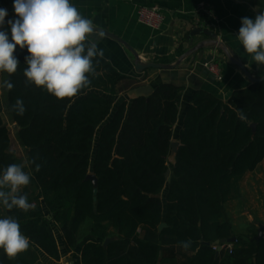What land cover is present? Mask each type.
I'll return each mask as SVG.
<instances>
[{
  "label": "trees",
  "instance_id": "1",
  "mask_svg": "<svg viewBox=\"0 0 264 264\" xmlns=\"http://www.w3.org/2000/svg\"><path fill=\"white\" fill-rule=\"evenodd\" d=\"M28 55L17 46V71L2 73L6 109L18 126L31 175L18 194L35 208L7 209L0 202V218L18 220L29 239L28 249L15 257L0 249V264H63V254L72 255L80 244V264H264V236L254 238L256 226L234 231L225 209L239 196L242 177L264 158V80L234 90L231 104L194 90L180 145L169 161L183 86L160 83L129 104L121 99L112 114L113 96L140 85L141 78L96 57L90 85L60 100L26 83ZM5 80L14 85L11 90ZM17 99L26 108L22 116L13 109ZM1 104L0 92V175L10 164L25 163L10 148ZM238 112L247 119L240 120ZM34 158L42 165L39 171ZM89 172L97 179L95 200L85 179ZM162 222L166 226L159 228ZM233 235L230 250L223 247L215 255L214 241ZM106 237L113 239L104 246ZM189 239L187 251L179 247Z\"/></svg>",
  "mask_w": 264,
  "mask_h": 264
},
{
  "label": "crops",
  "instance_id": "2",
  "mask_svg": "<svg viewBox=\"0 0 264 264\" xmlns=\"http://www.w3.org/2000/svg\"><path fill=\"white\" fill-rule=\"evenodd\" d=\"M13 2L14 0H5L1 4V8L6 9L8 13L5 19L15 18ZM70 3L77 7L83 17L92 20L94 27L107 29L123 39L144 61L174 63L181 53L209 39L205 33L190 34L193 28L199 27L213 32L215 38L242 62L250 74L256 77L264 75V66L256 64L252 58L254 54L247 53L237 37L241 18L248 17L254 20L258 13L253 9H264V0H70ZM151 4L160 6L165 15L163 24L158 29L149 28L136 17L139 5ZM2 30H6L10 37V28L7 24ZM97 33L99 35H94L93 38L97 40L98 48L103 50V57L119 72L137 79L141 78L140 85L149 84L155 87L167 82L183 86L178 116L172 130L174 140H178L189 97L194 90L209 91L231 104L232 92L250 84L241 69L230 62L218 46H203L196 50L193 56H186L175 68H148L139 73L133 64L134 55L127 46L110 36L98 31ZM179 49L181 52H178ZM210 60L219 63L221 80H216L205 66V62ZM102 94L112 98L108 94ZM117 101L113 102L112 114L118 105ZM130 101L131 99H128L127 103ZM167 188L166 183L160 192L163 201ZM227 203L236 206L240 221L233 220L231 212L226 207ZM225 209L234 231L238 233L248 232L254 220L256 223L253 225L257 229L259 223L264 222V158L255 169L242 177L239 182V196L228 200ZM80 248L81 244L76 249L78 258Z\"/></svg>",
  "mask_w": 264,
  "mask_h": 264
},
{
  "label": "clouds",
  "instance_id": "3",
  "mask_svg": "<svg viewBox=\"0 0 264 264\" xmlns=\"http://www.w3.org/2000/svg\"><path fill=\"white\" fill-rule=\"evenodd\" d=\"M14 19L5 20L7 10L0 8V72L13 74L18 60L14 52L27 49L24 69L26 83L45 89L57 99L63 100L77 95L91 83L89 75H95L94 59L103 57L94 35H99L93 21L83 17L70 0H14ZM255 19L241 18L238 40L252 56L256 64L264 66V9L254 8ZM7 23L9 33L4 28ZM99 61L97 60L96 63ZM4 85L11 90L14 85L8 80ZM17 115L22 116L26 108L22 99L13 105ZM240 120L247 117L238 112ZM23 164H10L0 176V202L7 208H18L25 212L33 210L26 195L18 194L22 186L30 183L31 175ZM35 170L42 165L35 158L31 161ZM7 187L9 190H3ZM192 241L179 242L187 251ZM29 247V239L22 235L18 220L11 216L0 218V249L8 257H15Z\"/></svg>",
  "mask_w": 264,
  "mask_h": 264
},
{
  "label": "water",
  "instance_id": "4",
  "mask_svg": "<svg viewBox=\"0 0 264 264\" xmlns=\"http://www.w3.org/2000/svg\"><path fill=\"white\" fill-rule=\"evenodd\" d=\"M5 2V0H0V8H1V4H3ZM6 21L9 19H5ZM7 24V23H5ZM97 29L98 32L103 33L107 36H110L116 40H118L119 42H121L122 44H124L125 46H127V48L129 50L132 51L133 55H134V67L135 70L137 72H142L145 69L148 68H158V69H172L175 68L180 62L181 60H183L186 56L188 55H194V53L196 52V50L202 48L203 46H218L225 54V56L228 58V60L230 62H232L233 64H235L236 66H238L241 71L244 73V75L248 78L250 83H255V82H259L264 80V75L256 77L253 76L252 74H250V72L246 69V67L242 64V62L238 59L235 58L230 52L229 50L226 48V46L218 39L215 38V34L209 30L203 29V28H199V27H195L190 31V34H199V33H205L209 36V39H206L202 42H199L198 44L192 46L191 48H189L188 50H186L185 52L181 53L179 58L171 64H167V63H162V62H158V61H144L142 60L139 55L130 47L126 44V42L121 39L119 36H117L116 34L108 31L107 29L104 28H100V27H95ZM154 87L150 86L149 84H144V85H138L136 87L130 88L125 92L124 97H122V100H128V99H134L136 97L139 96H147L150 95L153 92ZM12 128L14 130L18 129V126L16 123L12 124ZM251 128L252 131H254V123L251 124ZM180 145L179 140H174L172 139L170 142V151L168 154V159L169 161H172L174 158V155L178 149ZM164 177L166 179V183L170 182V169H166V171L164 172ZM85 179H89L93 185V199H96V192H97V188H96V184H97V179L96 176L92 173L89 172L87 173V175L85 176ZM166 226V223L162 222L159 224V228H162ZM264 236V222L259 223L258 225V229H257V233L254 236L255 239H259L261 237ZM113 239V237H106L102 244L105 246L108 242H110ZM235 240V236H230L229 238H221V239H217L214 241V244L217 245V249L215 251V255L218 254V251L220 250V245L223 243H230L233 242ZM205 244H208V242L202 241ZM68 264H80V263H75L73 260H70Z\"/></svg>",
  "mask_w": 264,
  "mask_h": 264
},
{
  "label": "rangeland",
  "instance_id": "5",
  "mask_svg": "<svg viewBox=\"0 0 264 264\" xmlns=\"http://www.w3.org/2000/svg\"><path fill=\"white\" fill-rule=\"evenodd\" d=\"M3 78H4L3 73L0 72V89H1L0 92H1V102H2V104H1L2 105V117H3V120H4L5 124L9 128V136H10V141H11V147L10 148L18 157H20L25 162V160H26V150L21 145V143L19 142L17 134H16V130H14L12 128L13 122L11 120L9 112L6 109L5 100H4V93H3ZM124 92L125 91L119 92L114 97V101L116 102L117 99H119V98L121 100V98L124 97V95H125ZM120 100H118L117 102H119ZM0 176H2V175H0ZM3 190L8 191L9 189L7 187H5ZM226 207L231 212L233 220H235V221H240L241 220L240 217H239L240 215L238 214L237 208H236V206L234 204L227 203ZM254 223H256V220H254V222L252 221V223H251L252 225L251 224H247V226L251 225L250 227H252V226L255 225ZM86 225H87V223L82 226L81 236L84 235L85 232H86ZM242 233H244V232L242 231ZM62 257H63L62 258V263L63 264L69 263L70 260H73L75 263H79V258L77 257L76 249L73 251L72 255L71 254L70 255L63 254ZM50 264H54V263L50 262Z\"/></svg>",
  "mask_w": 264,
  "mask_h": 264
},
{
  "label": "built area",
  "instance_id": "6",
  "mask_svg": "<svg viewBox=\"0 0 264 264\" xmlns=\"http://www.w3.org/2000/svg\"><path fill=\"white\" fill-rule=\"evenodd\" d=\"M136 17L140 23L148 26L149 28L158 29L163 24L165 15L160 6L151 4L139 5L136 10ZM205 66L208 68L210 73L214 75L216 80L222 79L220 65L218 62H216L215 60H210L208 62H205ZM223 247H228V249L230 250L231 245L230 243H223L220 245V249ZM213 248L217 249V245L214 244Z\"/></svg>",
  "mask_w": 264,
  "mask_h": 264
}]
</instances>
